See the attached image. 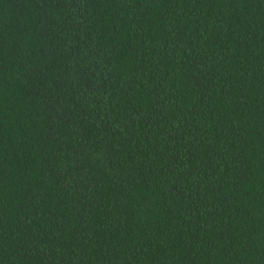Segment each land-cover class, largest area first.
Here are the masks:
<instances>
[{
    "label": "trees",
    "instance_id": "16d2710c",
    "mask_svg": "<svg viewBox=\"0 0 264 264\" xmlns=\"http://www.w3.org/2000/svg\"><path fill=\"white\" fill-rule=\"evenodd\" d=\"M0 264H264V0H0Z\"/></svg>",
    "mask_w": 264,
    "mask_h": 264
}]
</instances>
